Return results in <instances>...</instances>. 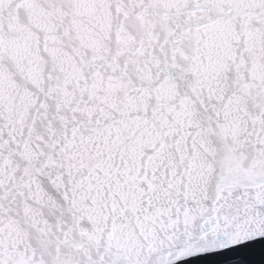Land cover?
I'll return each mask as SVG.
<instances>
[{
    "label": "snow or ice",
    "instance_id": "6c2138e0",
    "mask_svg": "<svg viewBox=\"0 0 264 264\" xmlns=\"http://www.w3.org/2000/svg\"><path fill=\"white\" fill-rule=\"evenodd\" d=\"M260 237L264 0H0V264Z\"/></svg>",
    "mask_w": 264,
    "mask_h": 264
},
{
    "label": "water",
    "instance_id": "95a60500",
    "mask_svg": "<svg viewBox=\"0 0 264 264\" xmlns=\"http://www.w3.org/2000/svg\"><path fill=\"white\" fill-rule=\"evenodd\" d=\"M176 264H264V237L224 250L180 259Z\"/></svg>",
    "mask_w": 264,
    "mask_h": 264
}]
</instances>
